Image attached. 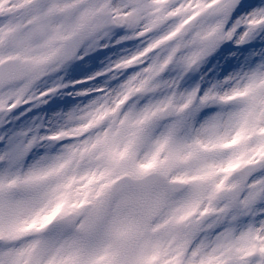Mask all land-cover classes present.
Listing matches in <instances>:
<instances>
[{
  "label": "snow or ice",
  "instance_id": "6c2138e0",
  "mask_svg": "<svg viewBox=\"0 0 264 264\" xmlns=\"http://www.w3.org/2000/svg\"><path fill=\"white\" fill-rule=\"evenodd\" d=\"M80 111L111 113L102 146L126 132L242 138L217 165L240 166L183 206L198 204L165 251L178 264H264V0H7L0 167L65 143Z\"/></svg>",
  "mask_w": 264,
  "mask_h": 264
},
{
  "label": "rangeland",
  "instance_id": "374dc122",
  "mask_svg": "<svg viewBox=\"0 0 264 264\" xmlns=\"http://www.w3.org/2000/svg\"><path fill=\"white\" fill-rule=\"evenodd\" d=\"M6 2L0 0V7ZM97 117L76 113L56 138L65 143H52L31 160L0 167L3 264H178V257L168 256L165 249L172 246L173 230H181L198 204L188 212L181 209L195 202L216 176L227 177L240 166L236 162L217 167L242 138L215 143L205 136L194 144L191 130H181L169 140L126 132L107 137L102 146L95 136H104L96 130L108 119ZM152 172L184 182L186 189L168 194L161 186L144 191L124 186L107 202L115 178ZM70 212L78 215L73 223L58 221ZM35 222L39 230L30 231ZM70 232L71 237L66 234ZM62 235L69 241L61 242ZM157 249L161 255L155 254Z\"/></svg>",
  "mask_w": 264,
  "mask_h": 264
},
{
  "label": "water",
  "instance_id": "95a60500",
  "mask_svg": "<svg viewBox=\"0 0 264 264\" xmlns=\"http://www.w3.org/2000/svg\"><path fill=\"white\" fill-rule=\"evenodd\" d=\"M15 37H11L10 38V41L12 39H14ZM128 182H131L132 184H135L137 186H140L142 188H145L147 187L148 185H153V184H164L166 186V189L168 192H176V191H179L181 189L184 188L185 185H178L179 187L177 186H174V185H170L168 184L165 179L163 177H161V179H159V176L157 175H149L147 176L146 178L144 179H140V180H130L128 179L126 176L121 178L120 181L114 186V188L112 189L111 191V194H110V197L109 199L116 193V191L125 183H128ZM76 218V216L74 215H69L65 218H62L61 221H65V222H72L74 221Z\"/></svg>",
  "mask_w": 264,
  "mask_h": 264
},
{
  "label": "bare ground",
  "instance_id": "6f19581e",
  "mask_svg": "<svg viewBox=\"0 0 264 264\" xmlns=\"http://www.w3.org/2000/svg\"><path fill=\"white\" fill-rule=\"evenodd\" d=\"M106 119H108V115H105V116H103V117H100V116H98L97 117V121H105ZM141 123H143V122H141ZM158 149H162V146H159L158 147ZM153 160V157H150V161H152ZM195 213V212H194ZM193 215V214H192ZM159 217H160V214H158V215H156V216H154V217H152L151 218V223H153V222H155L156 220H158L159 219ZM35 228H37L38 230H39V228H40V223H34V226H31L30 227V231H33ZM174 232H178L177 231V227L173 230V233ZM32 234V233H31ZM68 236H70L71 237V232L70 233H66ZM71 238H70V242H71ZM138 242L140 243V240H141V235L138 237ZM60 241L61 242H63V241H65V242H68L69 241V237H66V235L65 236H63L62 235V237L60 238ZM74 241V240H73ZM173 242V240L171 239V243Z\"/></svg>",
  "mask_w": 264,
  "mask_h": 264
}]
</instances>
